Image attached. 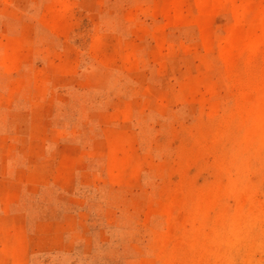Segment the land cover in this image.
<instances>
[{
  "label": "rangeland",
  "instance_id": "rangeland-1",
  "mask_svg": "<svg viewBox=\"0 0 264 264\" xmlns=\"http://www.w3.org/2000/svg\"><path fill=\"white\" fill-rule=\"evenodd\" d=\"M0 264H264V0H0Z\"/></svg>",
  "mask_w": 264,
  "mask_h": 264
},
{
  "label": "crops",
  "instance_id": "crops-1",
  "mask_svg": "<svg viewBox=\"0 0 264 264\" xmlns=\"http://www.w3.org/2000/svg\"><path fill=\"white\" fill-rule=\"evenodd\" d=\"M24 190L28 191V188H26V189L24 188ZM12 211H13L14 217L16 219H19V218H22L23 219V217L25 216L26 221H28V211H24L22 208H19L17 203H15L14 205H12Z\"/></svg>",
  "mask_w": 264,
  "mask_h": 264
}]
</instances>
